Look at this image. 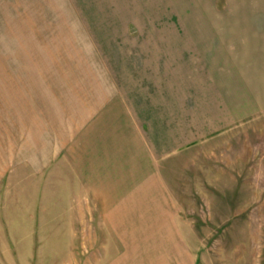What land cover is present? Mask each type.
<instances>
[{"label": "rangeland", "instance_id": "obj_1", "mask_svg": "<svg viewBox=\"0 0 264 264\" xmlns=\"http://www.w3.org/2000/svg\"><path fill=\"white\" fill-rule=\"evenodd\" d=\"M238 7L0 0V264H264V94L241 72ZM103 94L147 123L151 104L152 135L161 123L162 144L183 146L160 164L181 242L107 237L79 180L81 124H109Z\"/></svg>", "mask_w": 264, "mask_h": 264}, {"label": "crops", "instance_id": "obj_2", "mask_svg": "<svg viewBox=\"0 0 264 264\" xmlns=\"http://www.w3.org/2000/svg\"><path fill=\"white\" fill-rule=\"evenodd\" d=\"M262 1L239 0L238 7L241 72L248 77V82H254L255 94H264ZM103 95L101 100L110 108L105 121L109 124L103 130L97 122L98 111L90 112L96 113L93 121L81 124L78 135L81 138L79 180L82 184L85 180H91L90 190L86 192L91 196L96 209L102 212L107 237L112 242H119L121 238L124 241L152 243L181 242L182 236L178 239L176 230L168 228L176 225L174 221L177 206L166 180L167 173L160 164L168 157L181 153L183 146L169 149L166 143L162 144L161 123L152 135L151 104V110H147L150 125L141 117L145 125L132 103L123 99L114 100L115 94ZM99 105L97 101L96 106ZM136 217L143 220L148 218L149 222L145 223V227L149 229L132 236L127 231L130 228L128 220ZM107 253L104 254L106 257ZM114 257L126 259L130 255L124 252L121 256L118 253L112 258ZM108 264L119 263L112 261Z\"/></svg>", "mask_w": 264, "mask_h": 264}]
</instances>
